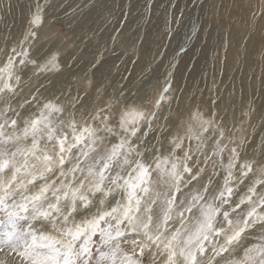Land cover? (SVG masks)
Returning a JSON list of instances; mask_svg holds the SVG:
<instances>
[{"label":"snow or ice","instance_id":"1","mask_svg":"<svg viewBox=\"0 0 264 264\" xmlns=\"http://www.w3.org/2000/svg\"><path fill=\"white\" fill-rule=\"evenodd\" d=\"M42 23L43 8L38 4L25 39L35 37V28ZM17 55L27 57L28 53ZM55 60L53 55L47 64L54 66ZM27 62L39 71L46 68L36 60ZM25 63L20 60L21 65ZM13 66L10 56L0 68V102H4L0 110V251L9 249L10 255L19 258L17 264H145L149 255V264H157V258H162V264H205L209 251L219 257L215 264H264V242L246 249L241 258L233 255L242 234L257 221L264 224V195L257 191L258 186L264 188V166L233 203V181L242 184L253 172L252 163L245 161L239 164V178L234 176L239 153L233 147L228 163L221 160L226 175L219 190L210 193L209 180L201 189L184 191L204 171L200 168L193 174L189 166L191 141H196V151L203 152L212 140L213 156H221L227 147L222 145L224 131L214 119L193 112L184 134L172 138V151L146 161V138L157 118V111L148 106L158 110L169 87L155 100L126 104L116 125L110 123V106L90 117L99 120L102 128H97L78 122L74 112L68 113L66 121L59 120L65 108L48 100L37 115L24 119L21 128L7 116L14 109L5 96L15 95L20 82ZM107 136L116 137L117 142L105 151L97 145ZM137 139H142L145 151H139ZM177 150L183 156H177ZM208 159L206 155L205 163ZM114 190L121 199L113 205L109 197L115 199ZM241 205L248 207L246 214L238 213ZM37 223L50 224L52 232L36 229ZM122 241L130 244V250L121 247Z\"/></svg>","mask_w":264,"mask_h":264},{"label":"rangeland","instance_id":"2","mask_svg":"<svg viewBox=\"0 0 264 264\" xmlns=\"http://www.w3.org/2000/svg\"><path fill=\"white\" fill-rule=\"evenodd\" d=\"M128 1L46 0L47 4L44 7L41 6L43 23L35 28V37L25 39L29 28L32 27L30 23H26V27L23 25L21 30L14 28L16 34L11 33L12 37L6 41V44L4 43L7 47L4 46L3 53L0 54V68H4L11 56L14 59L12 71L14 75L20 77L15 95H8L10 98L7 102L11 104L12 109H16L7 113L8 118L16 119L19 127L22 128L24 119L37 115L44 101L51 100L57 103L55 99L48 97L46 92L50 89L51 81L55 76L66 72H63L62 60L64 58L70 61L68 65L70 64L71 68L82 66L81 69L87 68L91 71L96 63L99 64L103 60L110 61L114 56L117 79L113 78V82H116L113 83L109 92H106L107 94L94 92L93 86L90 85L91 79L88 78L89 82L83 81L67 72L68 86L70 84V89L69 87L67 89L70 93L72 92L70 97L74 105L88 95L87 114L82 121L78 119L77 121L81 124L87 122L94 127L102 128L99 120L92 121L90 117L98 109L110 106V123L116 125L119 111L126 104L139 105L149 99L155 100L161 93H164L166 87H169L170 90L164 93L166 98L161 102L158 110L148 106V110L157 111V118L153 121L152 130L146 138L147 151H145L142 139L135 140V143L141 145L139 151H145L146 161H151L157 154L168 155L173 147L172 138L184 134L190 115L198 110L205 119H214L216 124L223 129L222 145H227V147L221 156H213L212 140H208L203 152L196 151V141H191L193 152L189 166L193 168V174L200 168L204 171L200 179L193 181L184 191L188 193L194 189H201L208 184L209 180H211L209 192L219 190L226 175L221 160L226 165L231 157L230 149L235 147L239 153V160L237 167L233 170L234 176L237 178L240 176L239 164L247 161L253 165V172L245 178L242 184L238 181L232 183L235 190L233 203L238 202L258 176L259 168L264 166V0H144L138 14L135 13L134 22L128 18ZM49 7H52L50 14L46 15L45 11ZM90 8L105 11L104 15H107V19L113 21L109 30H106L105 26L99 30V34L110 33L108 39L103 38L102 40L97 37L95 41L93 37L90 38L91 45H88L91 53L93 50L92 54L82 52L87 45L78 50L73 43L62 50L52 46L51 40L54 41L56 36H62L65 40L71 41L73 35L70 27L68 28L69 20L75 19L76 16L80 17ZM129 21L133 23H128ZM49 29H51L50 32L45 33ZM203 30L206 35L201 40ZM41 33H45L44 36H41ZM23 37L24 39H21ZM39 37H42L40 39L42 41L49 40L47 42L49 45L41 41L39 49L33 53L32 50ZM16 41L19 43L17 44ZM205 46L207 51L204 50ZM101 47L103 49H100ZM146 49H151L153 57L156 55L149 62H145ZM24 51H27V57L17 55ZM80 54L82 55L79 56ZM53 55L56 57L54 66L47 64ZM199 55L206 65L205 73L193 79L194 60H198ZM76 56L79 57L76 58ZM189 56L195 58L192 60ZM79 58L85 60L82 61ZM21 59L26 60L24 65L20 64ZM88 59L92 62L87 61ZM95 59L96 61L99 59V63ZM30 60H36L37 65H46L45 70L39 71L36 66L27 62ZM137 66L140 68L136 69ZM186 72L190 73L191 77ZM174 73L175 76L177 75V80L173 77ZM84 75L90 76L87 72ZM86 81L88 85L85 84ZM33 95L36 97L35 100L32 99ZM25 101L30 102L25 103ZM0 104V110H2L4 102ZM16 113H19V116ZM66 114H59L58 119L66 121L68 119V114ZM104 115H109V113L105 112ZM53 118L56 119V116L54 115ZM99 134L105 135L103 132ZM116 142V137L107 136L103 144L98 143L97 146L106 151L112 143ZM188 147L189 141L185 140L184 149L187 150ZM183 154L181 150L176 152L177 156H183ZM206 155L210 157L207 163H205ZM131 159H136L135 153L132 154ZM56 178L53 177V179ZM257 191L264 195V188L258 186ZM112 196L115 199L109 197V200L113 205L121 199L119 191L114 190ZM247 210L246 205H241L238 213L246 214ZM76 219L79 220L80 216ZM41 224H35V228L52 232V226ZM261 242H264V224L257 221L242 234L239 244L233 249L234 258H241L246 249ZM121 247L130 248V244L122 241ZM18 259L14 254L10 255V250L7 248L0 251V260L6 261V264H17ZM151 259V255L146 257L145 264H149ZM204 259L205 264L209 261L215 264V260L219 257H214L209 251ZM157 264H162L161 258H157Z\"/></svg>","mask_w":264,"mask_h":264},{"label":"bare ground","instance_id":"3","mask_svg":"<svg viewBox=\"0 0 264 264\" xmlns=\"http://www.w3.org/2000/svg\"><path fill=\"white\" fill-rule=\"evenodd\" d=\"M144 0H129L127 2V5L129 7V15L128 18L130 21L135 20L136 15L135 13L137 12L138 14V10L140 7H142ZM125 2V1H124ZM123 2V4L125 5V3ZM165 3V2H163ZM40 5L42 7L45 6V4H47L46 0H0V54H2L3 50L2 48H4V43L6 44L9 40V38L12 37V34H16L15 29H19L21 30V27H23V25L26 27V23H30V17L32 16V14L36 11L37 9V5ZM112 4V3H111ZM160 4V3H159ZM158 4V5H159ZM121 5V4H120ZM126 5V6H127ZM112 6V5H111ZM52 8V7H51ZM51 8H47V10L45 11L46 15L50 14V10ZM104 8V7H103ZM106 8V7H105ZM102 9V8H101ZM120 9V8H119ZM127 9V8H126ZM105 11H100V9H96V8H90L88 9V11L86 13H84L83 15H81L80 17H77L75 19H71L69 20V26L70 27V31L72 33V39L71 41H67L65 40V38H63L62 36H56L54 38V41L51 40V42H53L52 46L58 47L59 50H62L63 48L67 47L70 43L75 44L74 46H76L75 48H83L84 45H87L86 47H84L85 49L82 50V52H85L84 54L90 52L89 48L90 46L88 44H90V38L93 37V40L96 41L97 37H100L102 40L104 39H108L109 34H99V30H101L102 28H104L106 30H109L111 27L110 25H112L113 21H109L107 19V15L105 16L104 13ZM116 13V12H115ZM79 15V13H78ZM119 16V13H118ZM56 17V16H55ZM115 17V16H114ZM114 23H115V19ZM128 22V23H133V22ZM174 22V21H173ZM67 25V24H66ZM113 26H115L113 24ZM25 29V28H24ZM51 29H49L47 32H50ZM113 30V29H112ZM111 30V31H112ZM117 30V29H116ZM25 31V30H24ZM105 32V31H104ZM107 32V31H106ZM12 33V34H11ZM45 33H41V36ZM103 33V32H102ZM160 33V32H159ZM201 40L202 37H204L206 35V33L204 32V30L201 32ZM23 34V33H22ZM113 34V33H112ZM111 34V35H112ZM9 35V36H7ZM8 39H7V37ZM22 36V35H21ZM16 37V36H14ZM25 37V36H24ZM21 38V39H24ZM46 37V36H45ZM19 38V37H17ZM42 38V37H41ZM40 37L37 39L36 43H35V47L32 50L33 53L36 52L39 47H40V43L42 40ZM101 40V41H102ZM49 41V40H48ZM47 40L42 41L43 44L46 43L48 44ZM107 41V40H106ZM21 42V41H20ZM92 42V40H91ZM103 42V41H102ZM17 43V41H16ZM19 43V42H18ZM17 43V44H18ZM57 45H55V44ZM94 44V43H93ZM96 44V43H95ZM100 44V43H99ZM49 45V44H48ZM91 45V44H90ZM44 46V45H43ZM95 46V45H94ZM197 46V45H196ZM7 47V46H6ZM47 47V45H46ZM69 47V46H68ZM93 47V46H92ZM97 47V45H96ZM148 47V46H147ZM201 46H199L200 48ZM74 48V49H75ZM99 48V47H98ZM149 48V47H148ZM100 49H103L102 47ZM110 49V46H109ZM153 49V48H152ZM198 49V48H197ZM196 49V50H197ZM207 48L205 46L204 50ZM5 50V49H4ZM52 50V49H51ZM98 50V49H97ZM96 50V51H97ZM108 50V49H107ZM147 50V49H146ZM145 50V57H146V61L145 62H149L151 61V59L155 58L152 55H154L152 52H150L151 49H148L147 51ZM201 50V48H200ZM70 51V50H69ZM116 51V50H115ZM11 52V51H10ZM41 52V51H40ZM49 52V51H48ZM60 52V51H59ZM74 52V51H73ZM72 52V53H73ZM108 52V51H107ZM119 52V51H118ZM76 53V52H75ZM91 53V52H90ZM93 53V50H92ZM91 53V54H92ZM160 53V52H159ZM36 54V53H35ZM98 54V53H97ZM95 54V55H97ZM143 54V55H144ZM203 55V51L201 53ZM76 55V54H75ZM82 54H80L79 56H81ZM159 55V54H158ZM194 55V54H193ZM38 56V54H37ZM78 56V57H79ZM195 56V55H194ZM73 57V56H72ZM76 56V58H78ZM153 57V58H152ZM186 57V56H185ZM191 57V56H189ZM188 57V58H189ZM50 58V57H49ZM75 58V57H74ZM73 58V59H74ZM86 58V56H85ZM100 58V57H99ZM186 58V60L188 59ZM192 60L195 57H191ZM80 59V58H79ZM77 59V60H79ZM103 59V58H102ZM190 59V58H189ZM72 60V58H71ZM80 60H85V59H80ZM90 59H88L87 61H89ZM99 59H95L96 62H98ZM191 60V59H190ZM190 60H188L189 62H191ZM91 61V60H90ZM187 61V62H188ZM195 61V65H194V69L192 70L194 72V75L192 76V78H196L201 76L203 73H205V63L203 62L201 55H199V59L198 60H194ZM70 61L67 58H64L62 60L64 69L62 75H58L55 76V78L53 79V81H51V85H50V89L46 92L47 96L50 98H53L56 100L57 103H61L63 104L62 106L65 108V112L64 114H68L69 112H74L75 113V117L76 119H78L79 121L83 120V117L85 116L86 113V107H87V103H88V95L86 97H83L81 102H79L77 105H74V101L72 102L71 100V93L68 91V89H70V84L68 86V74L67 72L70 74H74L75 76H77L78 78H81L83 81L87 80L88 78L91 79V86H93L92 88H94V92L96 93H102V94H107L106 92H109V90L113 87V83H115L116 81L113 82V78L117 79L116 75V64H115V59L114 56L112 57V59L109 60H103L102 62H98L99 64L96 63V66L93 70L88 71L87 68H82V66H77L76 68H71L70 64L68 65ZM73 62V61H71ZM80 62V61H79ZM92 62V61H91ZM188 62V63H189ZM193 62V61H192ZM194 63V62H193ZM74 64V63H72ZM81 64V63H80ZM192 65V64H191ZM186 66V65H185ZM142 67V65H141ZM63 68V67H62ZM140 68V66H137L136 69ZM53 69V68H52ZM181 70H183L181 68ZM29 71V70H28ZM33 72V71H32ZM87 72V74H89L90 76H85L84 74ZM208 72V71H207ZM60 73V72H59ZM124 73V72H123ZM183 73V71H182ZM181 73V74H182ZM187 73V72H186ZM70 74V75H71ZM180 74V73H179ZM185 74V72H184ZM190 74V73H187ZM138 75V74H137ZM173 77H176L177 80V75L175 76V73L173 74ZM52 76V75H51ZM123 76V75H122ZM187 76V75H186ZM191 77V74L189 75ZM27 76H25L26 78ZM53 77V76H52ZM138 77V76H135ZM140 77V76H139ZM45 78V77H44ZM52 79V78H51ZM138 79V78H137ZM212 79V78H211ZM175 80V79H174ZM41 81H45L43 79H41ZM87 81L85 82V84L87 83ZM221 81V80H220ZM223 81V80H222ZM89 82V81H88ZM126 82V81H125ZM136 82V81H135ZM179 82V81H178ZM185 82V81H184ZM237 82V81H236ZM44 83V82H43ZM181 83V82H180ZM186 83V82H185ZM190 82H188L189 84ZM224 83V82H223ZM72 85V84H71ZM88 85V84H86ZM134 85V84H133ZM183 85V84H182ZM115 86V85H114ZM189 86V85H187ZM69 87V88H68ZM74 87V86H73ZM191 87V85H190ZM189 87V88H190ZM68 88V89H67ZM72 88V87H71ZM89 88V87H88ZM188 88V87H187ZM90 89V88H89ZM207 90V89H206ZM45 91V90H44ZM83 91V90H82ZM81 91V92H82ZM112 91V90H111ZM28 92V91H27ZM79 92V91H78ZM80 92V93H81ZM92 92V91H91ZM74 93V92H73ZM70 94V95H68ZM111 94V93H109ZM73 95V94H72ZM151 95V94H150ZM110 96V95H109ZM128 96V95H127ZM9 96L6 95L5 96V100H9ZM149 98V97H148ZM132 99V98H131ZM76 100V98H75ZM11 101V100H10ZM93 102V101H92ZM209 102V101H208ZM9 103V102H8ZM14 104V103H12ZM76 104V103H75ZM1 105V104H0ZM120 105V104H119ZM122 105V104H121ZM3 107V106H2ZM15 108V106H13ZM89 107V106H88ZM16 110V109H14ZM66 114V115H67ZM92 115V114H91ZM64 116V115H63ZM22 125V124H21ZM157 179V175L156 173L154 174V180ZM201 182V181H200ZM204 185V184H201ZM46 226H51L50 224L47 223H42ZM41 224V225H42ZM43 226V225H42ZM52 229V228H51ZM125 244V243H124ZM127 245V244H126ZM125 250H130V248H125ZM162 259V258H161Z\"/></svg>","mask_w":264,"mask_h":264}]
</instances>
